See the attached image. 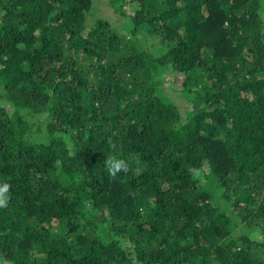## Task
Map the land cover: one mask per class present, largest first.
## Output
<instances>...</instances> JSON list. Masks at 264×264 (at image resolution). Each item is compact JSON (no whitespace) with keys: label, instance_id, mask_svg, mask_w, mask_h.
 I'll return each instance as SVG.
<instances>
[{"label":"trees","instance_id":"obj_1","mask_svg":"<svg viewBox=\"0 0 264 264\" xmlns=\"http://www.w3.org/2000/svg\"><path fill=\"white\" fill-rule=\"evenodd\" d=\"M5 183L7 264H264V0H0Z\"/></svg>","mask_w":264,"mask_h":264},{"label":"clouds","instance_id":"obj_2","mask_svg":"<svg viewBox=\"0 0 264 264\" xmlns=\"http://www.w3.org/2000/svg\"><path fill=\"white\" fill-rule=\"evenodd\" d=\"M122 168L126 170V166L123 164V162L111 161L109 163V170L113 175H115V173L120 171ZM8 187L9 186L6 183L0 187V206L6 204V194L8 192ZM0 264H7V261H5L3 257H0Z\"/></svg>","mask_w":264,"mask_h":264},{"label":"rangeland","instance_id":"obj_3","mask_svg":"<svg viewBox=\"0 0 264 264\" xmlns=\"http://www.w3.org/2000/svg\"><path fill=\"white\" fill-rule=\"evenodd\" d=\"M170 82H172V84L175 87V89L179 90V86H180V82H181V77L177 75L173 79H170Z\"/></svg>","mask_w":264,"mask_h":264}]
</instances>
